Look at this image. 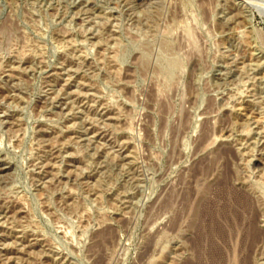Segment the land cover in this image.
<instances>
[{
	"label": "rangeland",
	"instance_id": "rangeland-1",
	"mask_svg": "<svg viewBox=\"0 0 264 264\" xmlns=\"http://www.w3.org/2000/svg\"><path fill=\"white\" fill-rule=\"evenodd\" d=\"M261 2L0 0V264H264Z\"/></svg>",
	"mask_w": 264,
	"mask_h": 264
},
{
	"label": "bare ground",
	"instance_id": "bare-ground-1",
	"mask_svg": "<svg viewBox=\"0 0 264 264\" xmlns=\"http://www.w3.org/2000/svg\"><path fill=\"white\" fill-rule=\"evenodd\" d=\"M254 1H256V0H254ZM262 2H263V0H261ZM261 2V3H262ZM247 4V6H249L248 4L249 3H246ZM259 5H261L262 6V4H259ZM251 6V5H250ZM260 7V6H259ZM255 9V8H254ZM264 8H261V10H263ZM264 12V11H263ZM4 169L3 168H0V172L1 171H3ZM241 203V202H240ZM229 209H230V205L229 206H227ZM244 207V206H243ZM223 209V208H222ZM226 209V208H225ZM209 210V209H208ZM212 210H214V214H212L213 215V218H210L211 219V221L209 222V224H207V225H204V222H201L200 223V227L202 228V231H206L207 230V235H206V237L207 236H209V237H207L208 239H213V238H215L216 237V235H217V233H219L220 232V229L224 226V227H226L227 226V224H228V221L230 220H234L233 219V214L231 213V212H229V215L230 216H224L225 214H223L222 212H223V210H221V208H219L218 206H216L215 207V209L213 208ZM210 211V210H209ZM208 211V212H209ZM233 211V210H232ZM207 212V213H208ZM212 212V211H211ZM210 212V213H211ZM234 212V211H233ZM210 213H208V214H210ZM231 213V214H230ZM236 213V212H235ZM211 217V216H210ZM238 228L239 229H243V230H245V229H247V231H251V232H253V230L252 229H254L253 228V225L251 224V221H249V219L248 218H242V220H241V223L239 224V226H238ZM201 230V229H200ZM253 235V234H252ZM201 238V237H200ZM207 238H206V240H207ZM198 239H199V237H198ZM204 239V238H203ZM202 240V239H201ZM201 240H200V242H201ZM205 240V241H206ZM206 244H207V242H206ZM212 245H214V244H212ZM201 246H202V244H201ZM210 247V246H209ZM216 247V246H215ZM206 250H207V248H206ZM201 251V250H200Z\"/></svg>",
	"mask_w": 264,
	"mask_h": 264
}]
</instances>
